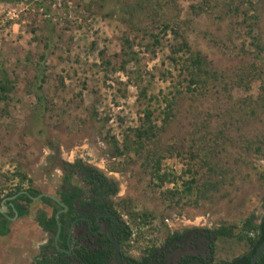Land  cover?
I'll return each mask as SVG.
<instances>
[{"label": "rangeland", "instance_id": "rangeland-1", "mask_svg": "<svg viewBox=\"0 0 264 264\" xmlns=\"http://www.w3.org/2000/svg\"><path fill=\"white\" fill-rule=\"evenodd\" d=\"M138 1L0 0V62L14 81L8 103L0 101V194L29 188L58 197L63 162L93 165L118 185L113 204L131 229L124 249L135 258L162 250L172 230L234 226L238 233L247 218L254 214L257 223L264 213V92L253 77L264 65L242 16L217 20L219 10L195 7L201 0H150V11ZM251 1L258 9L250 16H259L254 33L264 41V0ZM163 20L173 28L164 32ZM184 40L190 51L175 52ZM197 51L210 61L204 85L189 80ZM40 54L47 109L30 85ZM146 110L157 136L136 151L133 130ZM148 149L161 156L160 173L175 180L159 183ZM192 178L187 192L183 181ZM71 181L85 187L77 174ZM26 206L0 236V264H39L42 253H55L40 223L55 204ZM250 249L217 237L213 259Z\"/></svg>", "mask_w": 264, "mask_h": 264}, {"label": "trees", "instance_id": "trees-1", "mask_svg": "<svg viewBox=\"0 0 264 264\" xmlns=\"http://www.w3.org/2000/svg\"><path fill=\"white\" fill-rule=\"evenodd\" d=\"M259 1V0H258ZM150 0H141L138 1V5L141 8H146L149 4ZM241 3V4H240ZM244 3H248L249 5L247 7H243L241 5H244ZM242 3L239 0H201L198 4H196V8L202 11H206L209 14L212 12L211 9H217L220 12L216 14L214 12V16L217 20H230L233 16H242V23L247 27V35L249 37H252V45L256 48V52L254 57L262 62L264 65V56H262V53L264 52V41L263 38H260L257 34L254 33L256 26L255 24L258 21L259 16L253 15L250 16V12L255 10L257 11L258 7L253 3L251 0H245V2ZM143 4V5H142ZM37 7H40L43 9L44 13L50 14L51 13V6L44 4L43 1L36 3ZM134 10H137V8H133ZM147 10L150 11L148 8ZM131 13V11H130ZM252 19V22H247L248 19ZM246 23V24H245ZM162 27L164 29V32H167V30H171L173 28L171 22L167 20L162 21ZM176 33V31H175ZM190 51L188 43L184 40L180 42L178 45V48H175V52L184 50ZM244 52L243 55L246 53L244 49H242ZM45 54H40V62H35V74L33 76V79L30 83V85L33 87L32 91L38 101V103L43 107V109L46 107L47 99L46 96L42 93V87L45 79ZM190 73H189V80L190 83L194 85L201 84L204 85L206 83V77L210 75V70L207 68V65L210 63V61L206 60V58L201 56V53L199 51L192 53L190 55ZM207 61V62H206ZM207 63V64H206ZM264 68L259 71H253L254 76L261 79V85L259 86L260 90L264 92ZM258 72V73H257ZM213 76H216L215 70L212 73ZM14 88V81L11 79L10 75L8 74L6 68L4 67L3 63L0 62V101H3L5 104L8 103L9 94L12 92ZM171 105L172 102H168L167 108L164 110L166 113V119L170 118L171 113ZM47 109V108H45ZM145 120L142 124H140L137 128L133 130V133L135 135V139L133 141V145L135 146L136 151H141L144 148L149 147L150 143L153 142L154 138L157 136V128L152 123L151 120V112L149 110H146L145 112ZM165 119V121H167ZM125 148L127 149V141L126 138ZM116 150L118 153L122 154L123 149L120 150V148L116 145ZM146 162L148 164H151L152 166V172L157 177L160 184L165 182H171L173 177H171L170 174L167 173H160L161 167H160V159L161 156H155L154 152L151 150H147L146 153ZM85 171L89 172V180L91 183H94V191L102 189L103 191H107L109 193H115L117 191V188L115 184L111 181H109L100 171L87 166L84 168ZM175 180V179H174ZM195 182V180L192 178L189 181H183L186 191L191 192L192 191V184ZM75 194L67 195L66 200H62L65 202L68 207L72 208V199ZM55 207L53 208L52 215L49 218L42 217V220H40V223L44 225L45 228H47L50 232H55L54 229L56 227V220L54 217V213L58 207V205L54 202ZM263 207H264V201H263ZM20 214L23 213V211L19 212ZM114 213L117 215L118 219L120 220V225H117L114 234L117 237V239L120 241V243L124 246L127 245V241L129 240L132 232L128 225L124 224L121 220L119 214L114 209ZM256 215H251L249 218H247L241 226V229L238 233L234 232V226L231 227H225L220 226L215 229H211L210 232L214 233L215 238L217 237H235L240 241H246L250 246V251L246 252L240 256H237L233 258L232 260H219L215 261L213 259L214 251H215V238L210 243V252L209 256L211 257L210 262L208 264H249L251 255L254 253L256 247L264 241V213L260 216L259 222H255ZM61 221V227L64 229L65 224V218L64 216L60 217ZM170 237V236H169ZM60 238H63V235H60ZM63 247H67L66 244L63 243ZM112 253V248L110 246V241L107 238L105 246H102L100 248H79L74 250V255L77 258V262H73L71 260H68L70 256H66L65 258L62 257L64 255V252H59L57 259H51V257H44L39 261V264H109L108 258L110 254ZM155 258L157 259L158 264H165L164 263V257L158 258L157 253L155 252V248H151L148 252V254H145L141 260H137L132 257H125L126 264H150V259ZM256 264H264V250L259 256V258L256 261Z\"/></svg>", "mask_w": 264, "mask_h": 264}, {"label": "flooded vegetation", "instance_id": "flooded-vegetation-1", "mask_svg": "<svg viewBox=\"0 0 264 264\" xmlns=\"http://www.w3.org/2000/svg\"><path fill=\"white\" fill-rule=\"evenodd\" d=\"M87 166L100 171L109 181L115 184L117 191L115 193H109L100 189L95 192V185L94 183H91L88 178L89 172L84 170ZM74 174L83 178V185L86 189L85 187L72 183L71 177ZM60 181L62 183V190L58 194V197L47 192L34 194L29 188H21L13 193L0 194V236L7 234L9 232L8 225H11L25 214L27 211L26 204L29 200L47 199L58 205L54 217L56 212L60 211L58 219L60 221V217L64 216L65 224L64 229H62V227L60 229V234L56 243L54 238L57 231V224L54 233L50 232L41 224L46 232L52 233L53 235L52 247L55 253L52 256L42 253L39 261L48 256L52 259H57L58 253L64 252V255H62L63 258L70 256L68 260L77 262V258L74 255L75 249L84 247L92 249L100 248L105 246L108 238L112 248V253L108 258V262L109 264H120L116 255L114 243L109 236V230L113 226L112 235L117 239L114 230L117 225H120V220L114 213L115 207L113 204V197L118 192V185L115 180L109 178L97 167L81 162V160L76 158L72 162L65 161L62 163V177ZM64 184L66 186H64ZM73 193L75 195L73 196L72 208L70 209L62 200H66V196ZM40 194L41 196L36 198ZM45 194L57 197L63 205ZM20 211H23V213L20 214ZM50 216H47V218ZM210 230V228L203 227H185L181 230H172L165 239L164 248L162 250L155 248L157 257H164L165 264H184L192 260H201L208 264L211 259L209 256L210 243L215 238L214 233H211ZM61 234L63 235V238H60ZM63 243L66 244V248L63 247ZM44 248L45 247L42 249L45 250ZM124 248L125 246L120 243L122 264H126L125 257H132L126 254ZM46 251L48 250L46 249ZM143 256L141 258H132L141 260ZM150 264H158L157 259L151 258Z\"/></svg>", "mask_w": 264, "mask_h": 264}, {"label": "water", "instance_id": "water-1", "mask_svg": "<svg viewBox=\"0 0 264 264\" xmlns=\"http://www.w3.org/2000/svg\"><path fill=\"white\" fill-rule=\"evenodd\" d=\"M47 195L48 197L50 198H53L55 201L59 202L61 205H63L57 197L55 196H52L50 194H45ZM41 196L38 195L36 198H39ZM60 211H57L56 214H55V218H56V224H57V231H56V234H55V243L59 237V234H60V229H61V225H60V221L58 219V214H59ZM112 229H113V226L110 228L109 230V236H110V239L113 241L114 243V246H115V249H116V255H117V258L119 260V263L122 264V261H121V256H120V243L119 241L114 238V236L112 235ZM264 250V241L261 242L255 249L254 253L251 255V258H250V263L249 264H256V261L257 259L259 258V256L261 255V253L263 252ZM184 264H206L205 262L201 261V260H192V261H188Z\"/></svg>", "mask_w": 264, "mask_h": 264}]
</instances>
